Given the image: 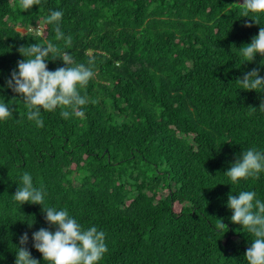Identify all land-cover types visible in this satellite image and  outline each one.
Wrapping results in <instances>:
<instances>
[{"label": "trees", "instance_id": "16d2710c", "mask_svg": "<svg viewBox=\"0 0 264 264\" xmlns=\"http://www.w3.org/2000/svg\"><path fill=\"white\" fill-rule=\"evenodd\" d=\"M53 11L64 39L46 22ZM243 12V0H39L28 10L0 0V104L11 111L0 120V264H15L25 233L23 247L51 264L33 233L57 226L13 196L25 172L45 208L105 233L97 264H248L254 237L231 220L229 194L264 202V171L236 182L227 171L244 150L264 154V86L237 82L254 68L264 78V55L241 51L264 13ZM49 42L50 71L67 52L70 66L93 60L94 76L77 86L82 117L41 108L38 127L7 81L26 59L20 47Z\"/></svg>", "mask_w": 264, "mask_h": 264}, {"label": "clouds", "instance_id": "9594fccd", "mask_svg": "<svg viewBox=\"0 0 264 264\" xmlns=\"http://www.w3.org/2000/svg\"><path fill=\"white\" fill-rule=\"evenodd\" d=\"M24 10L30 9L33 5H38L39 0H20ZM243 16L247 17L251 13H264V0H243ZM63 13L53 11L47 17L48 24L56 25V39H64L59 21ZM247 26H251L250 24ZM71 37H67L66 43L71 45ZM20 53L26 59L18 62V72L13 71L11 79L7 81V86L16 93L24 97L28 105V119L34 120L38 127H43V120L40 118L41 108L52 111L58 106L71 108L77 117H82L84 112L82 106L87 103L82 97L77 86H86L94 72L90 65L93 60L88 61V65L81 63L76 66L69 53H63L61 58L66 67H60L55 71H50L46 63V57L50 53H56L58 49L51 43L46 46L35 43L19 48ZM246 61H252L257 53L264 55V27L254 37L250 44L241 48ZM237 82L245 90H257L264 86V78L259 76L257 69H252L245 73ZM264 107V104L261 105ZM11 115L10 109L4 104H0V120L7 119ZM70 112L61 111V116L67 119ZM264 171V154L255 148L244 150L241 157L230 167L227 175L232 182L249 176L257 177ZM22 186L13 195L14 199L21 204L31 202L43 205L46 213L45 219L52 225L57 226L53 232L41 228L33 233L35 241L34 247L43 254V258L51 264H97V262L108 251L105 243V233L98 231L95 226L87 230L81 229V225L75 218L71 217L67 210H56L55 208H45L44 191L33 187L30 174L25 172L21 178ZM255 201V203H254ZM228 206L234 211L231 220L246 228L254 237L253 243L247 249L245 258L248 264H264V202L256 199L254 191H242L238 198L229 194ZM31 226V224H30ZM226 225L222 222L216 227L223 230ZM28 242V234L25 233L20 238L15 264H39V261L32 257L31 252L23 245Z\"/></svg>", "mask_w": 264, "mask_h": 264}]
</instances>
